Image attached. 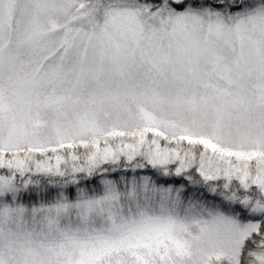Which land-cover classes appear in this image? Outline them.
Segmentation results:
<instances>
[{
  "label": "snow or ice",
  "instance_id": "6c2138e0",
  "mask_svg": "<svg viewBox=\"0 0 264 264\" xmlns=\"http://www.w3.org/2000/svg\"><path fill=\"white\" fill-rule=\"evenodd\" d=\"M0 264H264V0H0Z\"/></svg>",
  "mask_w": 264,
  "mask_h": 264
}]
</instances>
